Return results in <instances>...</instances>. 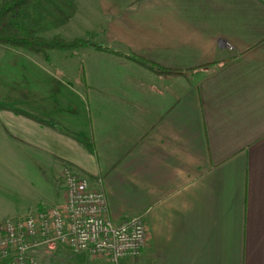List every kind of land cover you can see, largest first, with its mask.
Masks as SVG:
<instances>
[{"label": "crops", "instance_id": "obj_1", "mask_svg": "<svg viewBox=\"0 0 264 264\" xmlns=\"http://www.w3.org/2000/svg\"><path fill=\"white\" fill-rule=\"evenodd\" d=\"M106 3L97 43L181 74L80 48L73 77L29 73L1 136L44 180L88 177L114 224L143 218L147 246L123 264H264V0Z\"/></svg>", "mask_w": 264, "mask_h": 264}, {"label": "rangeland", "instance_id": "obj_2", "mask_svg": "<svg viewBox=\"0 0 264 264\" xmlns=\"http://www.w3.org/2000/svg\"><path fill=\"white\" fill-rule=\"evenodd\" d=\"M106 2L107 0H42L16 15L17 24L34 31L45 40L60 36L67 41L78 38L99 44L92 31L102 27L99 24L105 20L108 12ZM47 55L50 66L45 65L42 56L0 45L1 107H14L12 97L17 94L25 96L28 93L29 73L38 70V66L43 67L41 71L46 69L53 76L64 72L70 78L77 74L75 53L47 52ZM1 134L0 222L24 217L44 207L62 203L61 180L52 183L47 171L44 180L38 170H43L44 167L37 164V159L33 157L28 145L19 142L8 132L3 131L2 136ZM57 253V258L50 261L51 264L87 263L84 262L85 257L80 261L81 259L72 257L67 250L61 249Z\"/></svg>", "mask_w": 264, "mask_h": 264}, {"label": "built area", "instance_id": "obj_3", "mask_svg": "<svg viewBox=\"0 0 264 264\" xmlns=\"http://www.w3.org/2000/svg\"><path fill=\"white\" fill-rule=\"evenodd\" d=\"M61 183L62 203L0 222V264H51L61 249L94 260L72 264H123L140 256L149 240L141 216L114 224L104 192L69 165Z\"/></svg>", "mask_w": 264, "mask_h": 264}, {"label": "trees", "instance_id": "obj_4", "mask_svg": "<svg viewBox=\"0 0 264 264\" xmlns=\"http://www.w3.org/2000/svg\"><path fill=\"white\" fill-rule=\"evenodd\" d=\"M39 1L40 0H0V45L21 49L35 56H42L45 61L49 60L47 52H75L80 48L90 47L98 52L127 59L157 75L181 74L179 71L171 72L170 70L156 66L135 54L125 55L113 50L111 47L96 44L95 42L82 39L67 41L60 36H55L51 40L38 37L34 31L18 25L16 15ZM72 138L87 150L90 151L92 149L91 143L84 138L77 136H72Z\"/></svg>", "mask_w": 264, "mask_h": 264}]
</instances>
